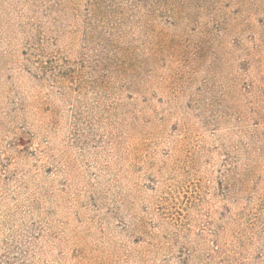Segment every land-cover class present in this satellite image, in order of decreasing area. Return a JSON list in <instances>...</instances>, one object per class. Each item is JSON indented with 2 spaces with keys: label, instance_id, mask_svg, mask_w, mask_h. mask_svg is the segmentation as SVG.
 I'll use <instances>...</instances> for the list:
<instances>
[{
  "label": "rangeland",
  "instance_id": "rangeland-1",
  "mask_svg": "<svg viewBox=\"0 0 264 264\" xmlns=\"http://www.w3.org/2000/svg\"><path fill=\"white\" fill-rule=\"evenodd\" d=\"M0 264H264V0H0Z\"/></svg>",
  "mask_w": 264,
  "mask_h": 264
}]
</instances>
